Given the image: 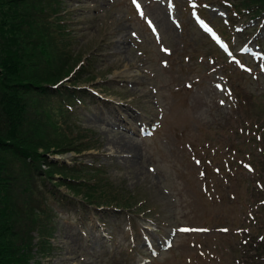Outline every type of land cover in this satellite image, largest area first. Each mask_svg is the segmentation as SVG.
Here are the masks:
<instances>
[{
	"label": "rangeland",
	"instance_id": "obj_1",
	"mask_svg": "<svg viewBox=\"0 0 264 264\" xmlns=\"http://www.w3.org/2000/svg\"><path fill=\"white\" fill-rule=\"evenodd\" d=\"M59 1L74 37L70 64L87 55L88 65L72 77L85 95L69 119L96 142L53 158L100 165L101 176L144 208H92L43 194L57 216L48 249L40 253L35 237L33 255L41 264H241L236 243L248 230L264 233L251 213L243 216L256 190L250 182L262 180L243 147L234 151L242 137L231 128L238 112L264 109V13L235 15L226 0H197L203 20L230 33L225 59L193 19L196 0ZM120 139L134 152L119 156L112 142Z\"/></svg>",
	"mask_w": 264,
	"mask_h": 264
},
{
	"label": "trees",
	"instance_id": "obj_2",
	"mask_svg": "<svg viewBox=\"0 0 264 264\" xmlns=\"http://www.w3.org/2000/svg\"><path fill=\"white\" fill-rule=\"evenodd\" d=\"M227 1L236 14L244 11L256 18L264 13V0ZM60 4L59 0H0V264H41L31 250L33 239L39 238L40 253L48 249L57 216L54 206L44 200L47 194L92 208H144L143 202L138 205L140 200L131 201L136 194L114 188L99 167L90 170L82 161L68 165L50 158L68 150H86L94 146L90 141L96 142L74 118L69 119L74 115L72 105L82 104L85 95L73 73L87 66L77 68L82 56L70 64L74 37L60 14ZM236 116L239 125L231 132L242 138L233 149L239 153L243 147L255 166L254 175L262 180L250 182L256 193L244 200L251 210L245 205L243 216L251 213L248 221L259 222L261 228L264 157H256L264 155V109L240 111ZM62 184L68 193L60 191ZM251 232H245L232 251L239 254L241 264H264V233L259 238Z\"/></svg>",
	"mask_w": 264,
	"mask_h": 264
},
{
	"label": "bare ground",
	"instance_id": "obj_3",
	"mask_svg": "<svg viewBox=\"0 0 264 264\" xmlns=\"http://www.w3.org/2000/svg\"><path fill=\"white\" fill-rule=\"evenodd\" d=\"M112 147L116 148L118 150V155L119 156H122L121 153L124 152V150H127L126 152H129V153H133L134 152V149H133V146L126 140H118L116 142H112ZM116 152V151H115ZM122 160H129V159H126V158H122Z\"/></svg>",
	"mask_w": 264,
	"mask_h": 264
},
{
	"label": "snow or ice",
	"instance_id": "obj_4",
	"mask_svg": "<svg viewBox=\"0 0 264 264\" xmlns=\"http://www.w3.org/2000/svg\"><path fill=\"white\" fill-rule=\"evenodd\" d=\"M151 23V22H150ZM224 231H227L226 229Z\"/></svg>",
	"mask_w": 264,
	"mask_h": 264
}]
</instances>
